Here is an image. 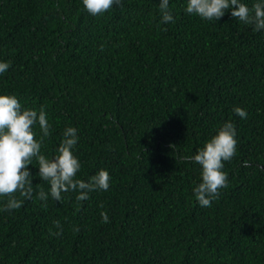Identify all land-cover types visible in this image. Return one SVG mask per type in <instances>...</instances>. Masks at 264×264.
Returning a JSON list of instances; mask_svg holds the SVG:
<instances>
[{
	"label": "trees",
	"instance_id": "1",
	"mask_svg": "<svg viewBox=\"0 0 264 264\" xmlns=\"http://www.w3.org/2000/svg\"><path fill=\"white\" fill-rule=\"evenodd\" d=\"M186 4L169 0L175 23L161 24L159 0H121L98 16L82 0H0V62H11L0 95L43 106L42 154L72 126L77 178L111 177L82 202L33 196L0 211V264H264V31L230 10L204 21ZM226 121L237 139L228 187L201 207L190 157ZM29 169L47 191L35 160Z\"/></svg>",
	"mask_w": 264,
	"mask_h": 264
},
{
	"label": "clouds",
	"instance_id": "2",
	"mask_svg": "<svg viewBox=\"0 0 264 264\" xmlns=\"http://www.w3.org/2000/svg\"><path fill=\"white\" fill-rule=\"evenodd\" d=\"M121 0H82L84 9L92 16L104 15L114 4ZM230 10L232 19L251 26L254 32L264 31V0H255L249 7L242 0H187L185 12L204 21L220 20ZM160 23H175L169 8V0H159ZM159 26V25H158ZM103 46H101V51ZM11 66L10 61L0 62V74ZM233 112L243 119L248 113L241 107H234ZM38 126L39 139H36ZM52 125L46 111L41 106L38 110L23 108L14 95H0V211L19 210L24 200L33 196L40 201H48L49 196L60 203L64 194L76 193L75 200L85 201L95 191H107L111 177L105 169H100L87 181L77 178L81 162L73 150L78 141V129L66 127L62 139L52 156L42 154V147L51 136ZM170 147H175L170 145ZM237 147L236 129L232 122L226 121L196 153L190 157L201 168V182L194 187L195 199L201 207H211L212 201L220 195V189L228 187V174L223 170L224 162L231 161ZM35 160L37 176L49 186H33V174L29 169ZM46 207V203L42 205ZM102 222L108 223L106 212H101ZM58 231L51 235L59 236L63 232L60 221L53 222ZM74 226V231L79 232Z\"/></svg>",
	"mask_w": 264,
	"mask_h": 264
}]
</instances>
